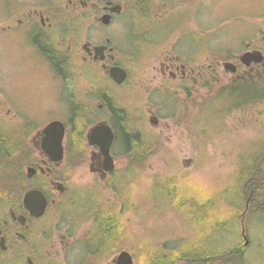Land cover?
<instances>
[{
    "label": "rangeland",
    "instance_id": "obj_1",
    "mask_svg": "<svg viewBox=\"0 0 264 264\" xmlns=\"http://www.w3.org/2000/svg\"><path fill=\"white\" fill-rule=\"evenodd\" d=\"M261 7V0H214L210 9L201 15L209 33L206 37L210 35L211 51L221 53L236 47L238 51L244 50V41L255 37L258 23L264 16ZM249 18L256 23L245 24ZM192 29L197 31L196 26ZM104 33L113 38L115 62L128 72L123 85L111 81L100 68V63L82 64L79 56L78 60L68 61L67 67L56 73L39 59L28 54L19 56L18 52L0 47V132L3 140L17 137L20 133L24 137L37 134L52 119L68 123L70 105L74 102L89 107L86 109L85 134L96 120H108L106 112L97 108L98 100L92 93L95 88L88 80V77L97 80L100 77V88L113 95L114 104L126 107L130 126L154 142L153 150L135 165L131 173L130 161L122 151L120 133L115 129L116 140L112 147L114 169L109 177L114 180L112 188L106 187L92 172V165L99 162V158H91L93 147L86 148L88 153L82 159L70 160L67 155L58 169V175L66 176L69 186L68 193L58 197L62 212L49 208L44 220L35 223V230L40 226L42 239L46 235L43 250L47 252L46 248L53 247L60 251L68 245L69 252L64 251L60 257L70 260V264H82L91 259L81 246L90 243L88 236L97 203L100 207L118 210L120 219L125 220L128 227L124 242L132 252L138 249L141 237L145 236L148 246L192 244L193 240L214 228L211 221H218L223 227L221 225L212 235L221 250L245 244L241 236V227L244 226L248 240L244 251L247 264H264V216L260 213L247 216L244 212L239 216L232 215L236 206L242 204L237 196L234 176L240 160L264 146V102L249 111L231 110L222 117L217 116L220 114L213 109L205 110V101L212 99L214 90L220 85V82L212 80L210 94L196 89L189 98H183L180 93V98L174 103H163L158 95L160 82L155 77V67L170 46H136L124 38L122 30L114 28L105 29ZM197 33L185 37V45H180V49L198 52L202 45L197 43L201 37ZM91 38L93 42L100 41L96 35ZM83 42L84 38L75 45V54L83 53ZM128 51L147 54L135 57ZM149 107L154 110L157 123L150 120ZM26 155L20 151L9 160L13 166H20L22 175L26 174L27 166L39 162L37 148L33 157ZM4 158L3 153L0 160L3 162ZM164 177L175 179L177 183L190 180L202 187L205 193L195 191V188L177 192L174 190L176 183L171 185L161 180L152 185ZM120 183L124 184L122 194L133 208L118 209L122 200L115 186ZM79 190L92 195L97 193L99 202L94 203L88 195H82L75 204L71 200L75 194H72ZM152 195L168 197L170 203L183 209L178 212L171 209L169 202L152 201L149 198ZM246 202L243 203L245 209ZM248 208L249 202L244 211L247 212ZM45 227L47 233L41 230Z\"/></svg>",
    "mask_w": 264,
    "mask_h": 264
},
{
    "label": "flooded vegetation",
    "instance_id": "obj_2",
    "mask_svg": "<svg viewBox=\"0 0 264 264\" xmlns=\"http://www.w3.org/2000/svg\"><path fill=\"white\" fill-rule=\"evenodd\" d=\"M212 3L214 0H0V47L18 52L19 56L28 54L32 58L39 59L43 64H47L48 68L52 67L56 73L63 69V61V64H66L68 61L78 60L79 56L82 64L100 63L102 71L113 81L109 77L107 69L113 65L121 66L115 62L116 49L111 44L113 38L104 33L105 29L122 30L124 38L136 46L169 45L170 48L162 53L163 55L155 67L157 71L155 77L160 82L158 95L163 103H168V101L174 103L176 99L180 98V93L183 98H189L190 93L196 89H203L206 94H210L213 89L212 80L220 82L216 90L233 83H241L248 78L264 82V16L258 23L255 37L244 41V50L238 51L236 47L219 53L211 51L209 47L210 35L206 37L208 31L205 29L204 18L201 17L204 12L210 9ZM261 6L262 12H264V0H261ZM104 16L108 20L106 24L101 21ZM121 19L123 20L121 21ZM252 20L249 18L245 24L256 23ZM193 25L196 26L198 33L193 31L192 28H195ZM195 33L201 36L197 40L198 45H202L199 51L181 50L180 45H185L184 38L196 35ZM94 35L98 36L100 41L93 42L91 37ZM83 38L84 42L81 45L83 53L77 55L75 54V45L80 43ZM83 45L86 47L84 48ZM98 45H106V49L102 52V59H100V55L95 57L94 47ZM110 49H112L111 52ZM246 52L253 54L255 58L261 57V59L254 61L250 57L242 61L241 56ZM111 54L113 59L110 57ZM129 54L142 57L147 53L129 52ZM124 70L126 71V69ZM127 78L128 72L126 71V78L121 83L113 82L120 86L126 82ZM92 93L98 100L97 108L106 112L108 120H96L91 127L101 122L110 125L114 133L110 147L112 156V147L116 140L115 127L112 124L114 97L107 91L99 94L93 90ZM120 107L126 108L124 105ZM149 113L151 114L150 120L157 123L158 119L151 107H149ZM53 120L59 119H52L46 124ZM61 122L65 126V134L62 141L63 158L59 162L50 160L40 149L41 131L37 134H28L25 137L20 133L17 137H7L6 140H3L0 132V157L3 153L5 157L15 156L20 151L26 153L27 157H33L36 148L39 157L38 163L34 164L33 162L26 167L25 175H22L18 164L16 167L10 168L0 160V264H70L69 262H71L66 259V256V260L60 257L64 251L65 253L69 252L68 245L62 247L60 251L53 247L46 248L47 252H45L43 242L46 235L42 239L39 224V228L37 227L35 230V223L44 220L49 208H54L56 212H62L63 206L59 203L58 197L68 193L69 186L66 176L58 175V169L68 154H74L76 158L82 154L77 151L69 153L67 147L68 123ZM1 126L0 117V130ZM88 130L84 140L86 147H93L90 150L92 159L99 158V162L92 165V172L97 174L98 179L106 187L112 188L114 180L109 177L113 170L105 171L104 158L98 147L88 143ZM122 151L125 155L128 154L127 150L123 149ZM87 153L86 149L84 154L87 155ZM29 167L33 170L29 171ZM37 186H41L43 189ZM31 189L40 190L46 198V207L40 216L31 214L24 205V195ZM72 195L74 197L71 200L75 204L78 197L82 195H88L90 201L94 203L100 200V195L97 193L92 195L84 190H79ZM95 208L94 212L97 213L93 214L91 219L92 244L81 246L91 259L82 264H116L117 255L125 250L130 253L132 264H137L136 251L132 252L124 248L114 250L112 239L102 240L99 237V235L110 234L111 230L102 227L115 218L119 224L116 232L120 236L126 237L128 227L125 220H121L118 214L103 212L107 208L100 207L97 203ZM99 210L102 211L99 212ZM240 218L242 221L243 215ZM99 220H103V222L100 223ZM220 226L218 224L217 227ZM46 228L41 230L46 232ZM211 232L213 231L211 230L199 238L201 242L197 245L193 240L191 245L183 247L172 244L148 246L146 244L147 237H141V245L138 248L141 264H149L157 255L163 257V254L169 255V257L162 264H191L177 260V256L173 253L179 248L188 252L195 249L221 251V246L215 243L216 237L210 236ZM244 235L245 227L242 226L241 236L245 240ZM244 246L246 245L244 244Z\"/></svg>",
    "mask_w": 264,
    "mask_h": 264
},
{
    "label": "trees",
    "instance_id": "obj_3",
    "mask_svg": "<svg viewBox=\"0 0 264 264\" xmlns=\"http://www.w3.org/2000/svg\"><path fill=\"white\" fill-rule=\"evenodd\" d=\"M63 62V69H65V66L67 67L68 63L63 64ZM252 79L248 78L243 80L241 83H233L230 86H225L221 89L214 90V95L212 99L205 101V110L207 109V111H209V109L211 108L213 109V112L219 113L220 115L217 116L220 117L227 114L231 110H237L242 112L251 110L257 104L264 101V82L259 79ZM89 80L91 86L95 88L94 90H96L99 94L105 92V90L100 88V77L98 78V80L95 77L89 78ZM88 108L89 107L86 106L84 107L82 103H72L70 105V116L67 124L68 151L69 153L71 151L81 152L82 154L78 157L80 159L84 157V152L87 148L84 140L85 129L87 125L85 116L88 115V111L86 110ZM112 110V124L115 129H117L120 133L119 136L123 145V149L127 150V159L130 161L131 164L129 165V170L131 173H133L135 170V165L139 161H142L143 158L153 150L154 142H152L150 138L144 133L135 130L130 126V119L126 110H124L120 106H117L116 104H113ZM210 117L214 116L210 115ZM68 155L70 160H73V158L76 159V155ZM3 160V163L4 165H6V167H14L12 163L9 162L10 156L5 157ZM234 176L237 185V196L239 197V199H241L242 204L236 206L235 210L232 211V215L239 216L242 212H244L245 208H243V203H245L249 199L248 211L244 213H246L247 216L248 214L252 215L254 213H260L262 216H264V146L257 149L255 152L244 156L240 160L238 171ZM159 180L167 183L170 182L171 185L172 183H176V188H174V190L177 192H181L183 189L186 190L188 188H195V191L200 190L201 193H205V190H203L202 187L195 185L190 180H187L186 182L184 181L177 183L175 179L174 182L172 178L164 177L158 178L155 182H153L152 185H157ZM37 187L43 189L41 186ZM115 188L122 199V202L120 203L118 209L123 210L126 208L128 209V207L133 208V204L126 199L127 197L122 194L124 188L123 184L120 183L115 186ZM149 198L152 201L162 200L169 202L171 209H176L178 212H181V210L183 209L181 208V206H178L175 203H170V199L163 195L158 197L152 195ZM101 211L102 210H99V212ZM200 211L201 210H198L197 212ZM103 212H107L108 214L114 215L118 214V210L116 209H106L103 210ZM96 213L97 212H94L93 214ZM99 222L102 223L103 220H99ZM211 223V225L214 226L212 231L217 232V230H219L220 228L217 227L219 222L211 221ZM118 225V220L116 218L114 220H111L110 222H107L106 225L102 228L111 230L110 234H107L108 237L100 235L99 237L102 240L112 239L114 242V250H118L119 248L129 249L126 247L125 242H123V240L127 237V234L126 237H122L116 232L118 230ZM221 227H223V225ZM210 236L212 237V232ZM92 239L93 235L90 232V243H87L88 245L92 244ZM194 242L195 245H197L201 241L200 239H195ZM140 245L141 244H138L137 248H139ZM188 245L191 244H186V246ZM178 246L183 247L184 245L181 246L178 244ZM245 248L246 246H244V244L239 243L232 248H228L226 250L221 251L211 249L204 251L202 249H195L192 252H188L185 249L179 248L173 254L177 256L178 261L188 262L191 264H247V261L244 258ZM135 251L137 254V264H141L142 261L140 259V252L138 249ZM162 256L163 257L157 255L154 259L150 261L149 264H162L165 260H168L167 258L169 257V255L163 254Z\"/></svg>",
    "mask_w": 264,
    "mask_h": 264
},
{
    "label": "water",
    "instance_id": "obj_4",
    "mask_svg": "<svg viewBox=\"0 0 264 264\" xmlns=\"http://www.w3.org/2000/svg\"><path fill=\"white\" fill-rule=\"evenodd\" d=\"M103 23H107L108 20L104 16L101 20ZM85 48L86 46L83 45ZM106 49V45H98L94 47L95 57L100 55V59L103 58L102 52ZM112 49H110V52ZM110 57L113 59V55ZM253 58L254 61H259L261 57L255 58L251 53H244L241 56V60L247 58ZM109 77L117 84L121 83L126 78V71L119 66H110L107 69ZM41 143L40 149L48 156V158L54 162H59L63 158V138L65 134V126L59 120H53L46 124L41 130ZM88 143L93 146H97L100 153L104 158L105 171H111L114 168V160L110 154V147L114 139V133L110 125L105 122L97 123L92 126L87 134ZM29 171L33 168L29 167ZM249 200L246 202V209ZM46 198L44 194L38 189L28 190L24 195V205L29 209L30 213L35 216H40L44 213L46 207ZM245 209V210H246ZM245 212V211H244ZM244 234V231H243ZM245 245L248 243L246 236ZM116 264H132V257L128 251H122L117 255Z\"/></svg>",
    "mask_w": 264,
    "mask_h": 264
}]
</instances>
